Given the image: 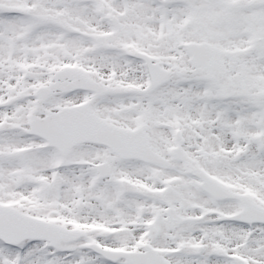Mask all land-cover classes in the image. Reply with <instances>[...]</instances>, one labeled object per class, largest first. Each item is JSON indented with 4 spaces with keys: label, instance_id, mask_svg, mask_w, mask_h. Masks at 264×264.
I'll use <instances>...</instances> for the list:
<instances>
[{
    "label": "snow or ice",
    "instance_id": "1",
    "mask_svg": "<svg viewBox=\"0 0 264 264\" xmlns=\"http://www.w3.org/2000/svg\"><path fill=\"white\" fill-rule=\"evenodd\" d=\"M0 264H264V0H0Z\"/></svg>",
    "mask_w": 264,
    "mask_h": 264
}]
</instances>
